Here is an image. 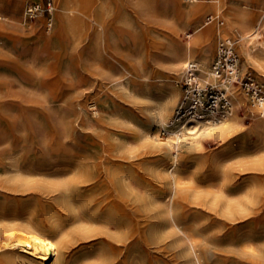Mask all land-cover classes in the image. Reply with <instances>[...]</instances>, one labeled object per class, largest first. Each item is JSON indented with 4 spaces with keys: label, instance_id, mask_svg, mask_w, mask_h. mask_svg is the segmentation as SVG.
<instances>
[{
    "label": "rangeland",
    "instance_id": "obj_1",
    "mask_svg": "<svg viewBox=\"0 0 264 264\" xmlns=\"http://www.w3.org/2000/svg\"><path fill=\"white\" fill-rule=\"evenodd\" d=\"M33 1L45 0H0V81L9 94L3 100L18 101L1 109L14 114L17 143L12 158L6 149L0 154V232L15 227L57 240L52 227L64 224V252L48 264H264V216L251 221L223 205L225 199L248 203L251 188L264 183V170L251 168L253 158L264 157V135L253 130L261 117L250 112L247 95L234 87L233 114L212 124L189 123L194 132L180 133L178 144L157 113L161 96L176 92L168 115L174 121L183 96L177 61L193 59L202 69L204 48L211 66L224 27L242 73L264 85V68L245 62L235 28L241 14L255 28L264 0H221L217 9L211 0H101L108 23L98 36L89 0H69V22L53 0L51 29L44 17H26ZM204 31L210 40H203ZM260 31L259 42L245 41L256 51H264V26ZM179 45L191 47L190 58L178 56ZM232 118L240 127L227 140L203 129ZM57 155L70 163L56 165L57 172L38 170ZM17 162L24 174L8 165ZM98 171L126 179L128 202L138 195L136 214L122 220L94 205L97 184L87 179ZM72 179L81 201L62 208L58 184ZM136 225L138 239L130 243ZM32 262L18 264H40Z\"/></svg>",
    "mask_w": 264,
    "mask_h": 264
},
{
    "label": "bare ground",
    "instance_id": "obj_2",
    "mask_svg": "<svg viewBox=\"0 0 264 264\" xmlns=\"http://www.w3.org/2000/svg\"><path fill=\"white\" fill-rule=\"evenodd\" d=\"M59 1L61 10L60 18L61 20L63 19L66 20V22H69L70 13L72 12L73 8L70 5L69 0ZM89 1L90 8L92 10V18L94 21V32L98 36V33L100 31H104L107 28L108 22L104 12L105 7L101 0ZM220 1L221 0H211L213 9H217L219 7ZM189 9L191 8L189 7ZM189 9L185 8L183 12H192L189 11ZM251 20L252 18H250L247 14H241L236 21V31L240 29V31H237L238 35L240 40L244 41V43H242V54L247 64H253L264 68V51L261 49L256 51V48L249 47V45H246L245 42L246 40L249 41V43L254 42L255 40L259 42V39L261 38L260 28L264 26V15L255 28H251ZM219 34L221 35V38H227L229 35V29L225 27L221 28ZM209 35L210 34L207 31H204V33H202L203 40H210L211 37ZM176 51H178V56H182L184 58L191 57V47L188 45H179L178 50ZM201 54L202 69L200 64L195 60L198 64V77L200 81L202 80L204 82H209V80L211 78L214 79V77L212 75L210 66H208L207 64L208 55L204 48L201 49ZM181 61L182 60L179 58L177 64L179 65V68H183V71L180 72L183 75L186 63L194 60L190 59L185 62ZM4 84V81H0V147H2V145H5L4 150L0 149V154L1 152H5L6 149L7 157L12 158L11 156L14 153V147L17 143V139L14 137L13 133V127L15 126V117L12 111L9 110L10 112L4 113L1 109L5 105V103L9 102V104L14 105L18 104V101L16 102V100L12 98L9 100H3L5 96L9 95L4 94ZM237 93L238 95L236 97L238 101L244 102V95L240 91H237ZM175 96L176 92L174 93L172 91H170L168 94L162 95L158 100L157 113L159 122L163 125L168 124L167 126H170V132L172 135H174V137L176 138V143L178 144L179 134H192L194 130L191 131V128L194 126L189 125V123L176 124L172 119L168 121L170 106ZM181 100L179 101V103L181 102ZM247 105L250 112L261 117L255 123L253 130L259 136L264 135V118H262L264 116H262L261 113L258 114L257 109H255L249 102H247ZM203 126H205L203 129L209 128V130L206 131L207 135H216L226 140L240 127H238V122L234 118L222 122V124L220 123L213 126ZM159 145L165 148L172 146L171 143L165 141H161ZM255 146L257 147V145ZM258 152L259 150L256 151V154ZM67 158V156H51L48 162V166L50 167L45 169V167H42V165H40V168H38V170H46L47 173L57 172L56 170H53V168L60 163L69 164L70 161ZM0 162L2 163L1 160ZM8 165L10 167L16 166L19 171L21 170L20 172H18V174H24L23 166L21 169L19 168L20 163H8ZM251 168L260 171L264 170V157L257 155L256 158H253ZM87 180H93L97 184L96 190L93 194V203L98 209H112L113 211H116V213L120 218H122V220L128 218L130 216V211L132 210L134 214L137 213L138 195L136 192L133 193V201L128 202L127 198L125 197V193L123 192L124 190L122 189V184L126 181V179L122 175L118 174L108 178L102 171H98L95 175L90 176ZM172 180L175 181L176 178L172 177ZM77 182L78 181L76 179H72L58 184V197L62 201V208L67 209L81 201V195L76 190V187L78 188V184H76ZM246 198L248 199V203L243 199H225L226 201H223L224 210H227L229 212H236L238 213V215H240V217H247V219L251 221H255L256 219L263 217L264 183H262L261 185L257 184L256 187H252L250 195L246 196ZM216 200L217 199L215 198L214 201ZM175 223L178 226V223ZM63 225L64 224H58L53 225L54 227H52L54 237L57 238V240L34 230H20L15 227H8L3 229L0 232V264H18L19 262L25 260H29L31 262L34 261L40 264H48L52 260L53 262L58 261V259L64 252V247L66 246V238L68 235V232L65 229V225ZM181 231L183 230L181 229ZM138 235V225H136L135 227H133L131 233L127 238H129L130 243H135L138 239ZM252 240L253 237L249 235L245 241H248V243H250L252 242ZM124 242H126V240ZM243 242L244 241L242 240V243ZM127 244L128 242L125 243V246H127Z\"/></svg>",
    "mask_w": 264,
    "mask_h": 264
},
{
    "label": "built area",
    "instance_id": "obj_3",
    "mask_svg": "<svg viewBox=\"0 0 264 264\" xmlns=\"http://www.w3.org/2000/svg\"><path fill=\"white\" fill-rule=\"evenodd\" d=\"M54 11L53 0L33 1L25 8L29 19L44 17L47 29L53 26ZM213 19V15H208V22ZM217 22L220 25L223 23L222 20ZM239 65V53L234 40L229 37L220 39L210 66L214 82L200 81L197 62H187L181 76L182 100L174 110L175 123L212 124L229 118L234 112L232 95L236 86L247 95L249 103L264 115V85L251 72L242 73Z\"/></svg>",
    "mask_w": 264,
    "mask_h": 264
}]
</instances>
